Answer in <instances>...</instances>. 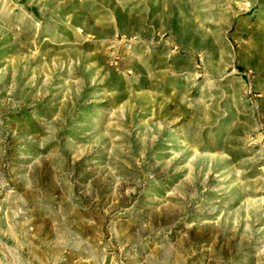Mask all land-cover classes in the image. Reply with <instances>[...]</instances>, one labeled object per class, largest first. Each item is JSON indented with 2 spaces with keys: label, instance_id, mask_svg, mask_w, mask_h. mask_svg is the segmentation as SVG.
<instances>
[{
  "label": "rangeland",
  "instance_id": "obj_1",
  "mask_svg": "<svg viewBox=\"0 0 264 264\" xmlns=\"http://www.w3.org/2000/svg\"><path fill=\"white\" fill-rule=\"evenodd\" d=\"M0 264H264V0H0Z\"/></svg>",
  "mask_w": 264,
  "mask_h": 264
}]
</instances>
